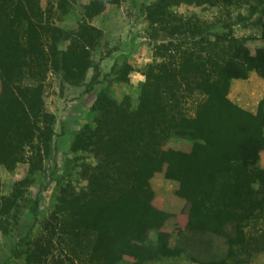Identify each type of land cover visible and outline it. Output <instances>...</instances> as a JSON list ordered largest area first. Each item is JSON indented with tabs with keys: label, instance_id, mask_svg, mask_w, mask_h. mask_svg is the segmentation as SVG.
<instances>
[{
	"label": "trees",
	"instance_id": "obj_1",
	"mask_svg": "<svg viewBox=\"0 0 264 264\" xmlns=\"http://www.w3.org/2000/svg\"><path fill=\"white\" fill-rule=\"evenodd\" d=\"M116 1L88 0L81 19L66 32L53 23L66 0H49L46 10L39 0H0V56H8L0 62V167H13L33 141H45L46 73L83 76L98 34L88 20ZM178 2L212 5L210 0ZM256 3L264 19V0ZM146 22L151 40L159 33L167 40L157 48L163 62L146 68L134 105L130 97L96 100L108 110L83 139L96 159L93 167L81 166L87 185L78 192L60 189L65 207L49 215L24 264H127L125 258L143 264L176 255L168 234L160 231L167 215L151 205L147 183L163 164L171 168L165 177L177 184L174 194L185 203L187 229L221 235L229 247L264 248V226L250 224L264 221V170L257 165L264 151V101L250 113L227 98L230 79H245L249 72L264 78V21L262 46L252 54L242 38L209 31L204 22L198 27L161 0L147 7ZM193 93L202 97L189 115L184 104ZM6 116L14 124L5 130ZM169 138L190 141V150L168 158L163 145Z\"/></svg>",
	"mask_w": 264,
	"mask_h": 264
},
{
	"label": "rangeland",
	"instance_id": "obj_2",
	"mask_svg": "<svg viewBox=\"0 0 264 264\" xmlns=\"http://www.w3.org/2000/svg\"><path fill=\"white\" fill-rule=\"evenodd\" d=\"M39 1L46 10L49 0ZM158 1L117 0L106 4L101 13L88 20L98 34L95 47L88 53L89 67L83 76L71 79L61 76L59 70L46 73L41 95L42 110L48 116L44 125L48 131L45 141H33L32 149L28 153L24 152L22 160L13 167H0V264H24L32 243L43 235L42 226L49 215L56 208L65 207V201L59 195L60 189L69 186L78 192L86 187L87 181L80 176L81 166L93 167L96 159L83 139L95 129V121L108 110L97 106L96 100L104 95L112 102L130 97L134 105L140 85L145 80L146 68L163 62L157 48L166 45L167 40L161 38L162 33L151 40L146 32V9ZM161 1L168 5L169 11L195 22L198 27L204 22L209 25V31H230L234 38H242L251 54L262 46L259 26L264 19L259 16L258 0H247L241 5L233 0H210L212 5L199 6L179 3V0ZM87 2L66 0L65 11L53 17L54 25L63 31L72 32ZM179 40L171 38L169 41L175 45L179 44ZM66 44L63 42L57 47L62 50ZM187 46L191 47V44ZM6 58L8 56H0V62ZM249 73L254 74L253 80L236 82L237 85L230 86V83L238 80L230 79L228 93H264L260 81L256 84L259 76L254 72ZM201 97L200 93H193L191 98L185 100L186 113L192 114ZM3 101L12 106V100ZM262 109L264 112V107ZM13 124L12 116H6L1 122L5 130ZM26 133L27 130H24L23 134ZM190 147V141L169 138L163 150L170 158L173 152L187 153ZM166 168V164H163L161 170L154 173L147 183L152 193L151 205L168 217L174 216L182 202L174 194L176 182L165 177L166 170L171 169ZM165 219L161 227L168 231L169 218L166 222ZM174 239L175 236H172L171 240ZM124 260L127 264L133 263L129 258Z\"/></svg>",
	"mask_w": 264,
	"mask_h": 264
},
{
	"label": "crops",
	"instance_id": "obj_3",
	"mask_svg": "<svg viewBox=\"0 0 264 264\" xmlns=\"http://www.w3.org/2000/svg\"><path fill=\"white\" fill-rule=\"evenodd\" d=\"M252 75L254 76L253 73H249L245 79L235 80L230 83V86L237 85L238 83L236 82L251 80ZM258 81H260L259 84L264 86V78L258 77L256 84H258ZM263 96L264 93H227V98L230 102L250 113L256 111L258 103ZM257 165L264 170V151L258 153ZM176 198L182 202V205L174 213V216L166 217L165 222L168 218L172 220L167 221L170 229L167 231L160 227V231L168 234V240L171 241L170 246L176 247L178 252L174 256L162 257L158 260H147L143 264H218L221 261L227 264H234V261L238 259L241 261L240 264H264V248L229 247L227 240L221 235H212L187 229L188 216L185 211V203L177 196ZM250 224L254 225L255 229H259L264 226V221H256L255 219ZM162 226H164V222ZM172 236H175L173 241L171 240Z\"/></svg>",
	"mask_w": 264,
	"mask_h": 264
}]
</instances>
